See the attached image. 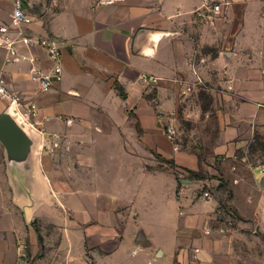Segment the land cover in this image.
Here are the masks:
<instances>
[{
  "label": "crops",
  "instance_id": "0c3cea01",
  "mask_svg": "<svg viewBox=\"0 0 264 264\" xmlns=\"http://www.w3.org/2000/svg\"><path fill=\"white\" fill-rule=\"evenodd\" d=\"M213 1L219 14L203 0H23L31 34L63 43L62 80L41 92L31 74L53 67L48 52L0 46V82L35 134L74 135V221L39 208L55 186L39 160L43 200H18L0 148V264H29L22 243L35 264H264V155L246 157L264 141V0Z\"/></svg>",
  "mask_w": 264,
  "mask_h": 264
},
{
  "label": "rangeland",
  "instance_id": "374dc122",
  "mask_svg": "<svg viewBox=\"0 0 264 264\" xmlns=\"http://www.w3.org/2000/svg\"><path fill=\"white\" fill-rule=\"evenodd\" d=\"M5 101L0 98V103H3ZM8 106V105H7ZM169 122L164 123V129L162 130V134L169 138L168 135V128ZM183 128L186 129L187 124H182ZM139 132L142 130L138 128ZM37 138V145H38V160L40 163V167H42V163L44 166L45 175L49 176L55 186L51 187L50 184H48V198H49V205H41L39 208L42 210H47L54 213H59L60 215L63 214L65 216V223L70 224L72 227V222L74 221V203L72 200V192L74 190L73 186V180L75 179V169L77 168V163L75 162V151H74V135L73 134H36ZM182 136V134H179V137ZM179 142V140H177ZM259 144L258 146L255 144L254 149L256 148L258 152H251L246 153L248 157V160H251L252 164L254 165H260L263 161V155L264 151L261 152V147L264 146V141L258 140ZM254 146V145H252ZM0 148L2 149L3 153V168L5 170L6 178H7V170L5 168V157H4V149L0 144ZM251 151V150H249ZM242 157V155H240ZM166 162H163L162 167H165ZM169 167H174L168 164L166 169ZM177 177L179 176V179L181 177V173L178 172L176 174ZM78 177H81L78 172ZM49 183V182H48ZM208 190V187H201L200 191ZM163 195V194H162ZM69 196L70 198L64 197ZM49 206V207H48ZM172 211H175L172 209ZM165 212H163L164 214ZM174 220V217L172 220L165 219L164 216H162V224L164 222L167 225H170ZM32 225L37 233L38 237V245L40 248H45L46 244H49L53 247L54 241H49V238L52 237V228L47 226H42L39 219H35L32 222ZM163 237V236H160ZM25 246L24 243L21 244V246ZM26 247V246H25ZM41 249V250H43ZM27 251V248H26ZM27 253V257H30L31 260L29 264H35V261H37L39 258H41V254L38 253L33 259L31 254Z\"/></svg>",
  "mask_w": 264,
  "mask_h": 264
},
{
  "label": "built area",
  "instance_id": "2783aa9c",
  "mask_svg": "<svg viewBox=\"0 0 264 264\" xmlns=\"http://www.w3.org/2000/svg\"><path fill=\"white\" fill-rule=\"evenodd\" d=\"M202 9L205 11L219 14L222 11L220 3H216L213 0H203ZM33 23L32 18L24 10L23 0H14L13 10L10 15V20L8 24L0 26V46L3 47L10 56L18 57V48L20 46L32 47L38 46L46 50L53 60L54 65L48 71L33 70L31 74V81L38 84L41 92H50L54 85L62 80L63 76V65H62V50L63 43L55 38L51 37H35L30 32V26ZM141 79L143 81H155L154 78L147 75H142ZM0 96L3 99L11 101V103H16L18 112L20 116L23 117L21 112L22 102L19 97L11 96L7 89L0 82ZM35 109V106H32ZM35 111H33V114ZM169 139L175 145V150H178L176 146L177 131L175 128L168 129ZM264 173V168L262 169ZM205 199H210L209 193L205 192L203 194ZM20 256L26 258V247H19Z\"/></svg>",
  "mask_w": 264,
  "mask_h": 264
},
{
  "label": "water",
  "instance_id": "95a60500",
  "mask_svg": "<svg viewBox=\"0 0 264 264\" xmlns=\"http://www.w3.org/2000/svg\"><path fill=\"white\" fill-rule=\"evenodd\" d=\"M148 35L147 30L140 31L135 45L139 47ZM35 135L21 118L16 103H10L0 114V144L4 149L8 177L18 200L24 198L30 206L43 200L38 194V145Z\"/></svg>",
  "mask_w": 264,
  "mask_h": 264
},
{
  "label": "trees",
  "instance_id": "16d2710c",
  "mask_svg": "<svg viewBox=\"0 0 264 264\" xmlns=\"http://www.w3.org/2000/svg\"><path fill=\"white\" fill-rule=\"evenodd\" d=\"M123 96V95H122ZM124 98V97H123Z\"/></svg>",
  "mask_w": 264,
  "mask_h": 264
}]
</instances>
